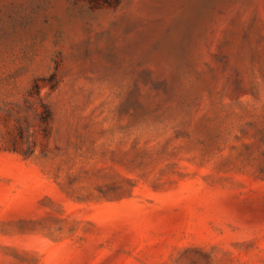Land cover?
Wrapping results in <instances>:
<instances>
[{
	"label": "rangeland",
	"instance_id": "374dc122",
	"mask_svg": "<svg viewBox=\"0 0 264 264\" xmlns=\"http://www.w3.org/2000/svg\"><path fill=\"white\" fill-rule=\"evenodd\" d=\"M0 264H264V0H0Z\"/></svg>",
	"mask_w": 264,
	"mask_h": 264
}]
</instances>
